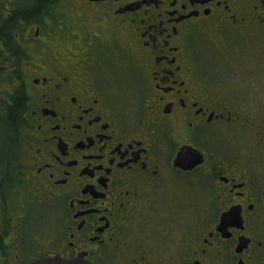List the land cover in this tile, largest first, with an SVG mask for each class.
Wrapping results in <instances>:
<instances>
[{"label":"flooded vegetation","instance_id":"obj_1","mask_svg":"<svg viewBox=\"0 0 264 264\" xmlns=\"http://www.w3.org/2000/svg\"><path fill=\"white\" fill-rule=\"evenodd\" d=\"M54 256L264 264V0H0V264Z\"/></svg>","mask_w":264,"mask_h":264},{"label":"water","instance_id":"obj_2","mask_svg":"<svg viewBox=\"0 0 264 264\" xmlns=\"http://www.w3.org/2000/svg\"><path fill=\"white\" fill-rule=\"evenodd\" d=\"M30 264H90L82 258H75L71 260L61 259L59 257H49L38 259Z\"/></svg>","mask_w":264,"mask_h":264},{"label":"rangeland","instance_id":"obj_3","mask_svg":"<svg viewBox=\"0 0 264 264\" xmlns=\"http://www.w3.org/2000/svg\"><path fill=\"white\" fill-rule=\"evenodd\" d=\"M42 222H44V221L41 220V223H42ZM42 224H43V223H42Z\"/></svg>","mask_w":264,"mask_h":264},{"label":"trees","instance_id":"obj_4","mask_svg":"<svg viewBox=\"0 0 264 264\" xmlns=\"http://www.w3.org/2000/svg\"><path fill=\"white\" fill-rule=\"evenodd\" d=\"M11 113H13V112H11Z\"/></svg>","mask_w":264,"mask_h":264}]
</instances>
